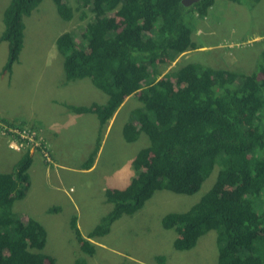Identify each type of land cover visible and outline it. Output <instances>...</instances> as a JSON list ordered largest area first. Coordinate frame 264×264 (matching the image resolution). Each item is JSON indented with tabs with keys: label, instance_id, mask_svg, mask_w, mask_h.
<instances>
[{
	"label": "trees",
	"instance_id": "1",
	"mask_svg": "<svg viewBox=\"0 0 264 264\" xmlns=\"http://www.w3.org/2000/svg\"><path fill=\"white\" fill-rule=\"evenodd\" d=\"M43 1L10 0L5 8L0 36V42L8 44L5 72H11L23 47L24 17ZM51 1L66 21L80 13V24L55 42L65 82L87 79L107 96L102 105L69 100L72 112L93 114L100 125L94 137L86 127L85 135L94 146L82 154L83 170L92 168L101 129L136 93L139 105L120 128L121 137L132 143L146 135L149 141L131 160L134 177L129 184L120 190L105 189V202L112 208L86 233L87 239H82L75 216L70 218L77 242L87 249L89 239L104 236L112 223L136 213L155 190L198 192L217 167L211 188L186 212L162 217V227L178 234L179 251L192 249L200 236L213 230L216 264H264V57L259 74L191 63L157 80L159 61L169 64L198 48L191 40L195 17H206L214 0L189 6L180 0H74L75 5L69 0ZM42 165L51 166L36 149L34 155H21L10 173H0V264H56L43 252L44 227L33 218L24 224L12 209L24 198L31 177L39 181L34 171ZM40 170L48 180L53 173L58 176L53 169ZM39 183L47 186L50 180ZM155 259L165 264L164 256ZM84 263L77 258L72 264Z\"/></svg>",
	"mask_w": 264,
	"mask_h": 264
},
{
	"label": "rangeland",
	"instance_id": "2",
	"mask_svg": "<svg viewBox=\"0 0 264 264\" xmlns=\"http://www.w3.org/2000/svg\"><path fill=\"white\" fill-rule=\"evenodd\" d=\"M69 1L75 5L74 0ZM9 2L0 0V35L2 15ZM214 2L206 17H195L196 26L191 37L196 46L202 48L182 57L181 54L170 64L159 61L157 67L162 75L191 63L244 75L259 74L264 57V0ZM79 15L75 12L73 19L66 22L60 18L53 1L44 0L24 17L22 69H15L12 75L3 71L8 61V44L0 42V130L3 118L15 119L18 123L26 121L31 127L46 129L44 125H51L55 113L69 110V105L62 104L64 100H73L76 105L106 102L107 96L87 79L65 82L63 58L56 50L55 41L80 24ZM79 42L77 38L76 43ZM137 96L136 93L126 98L120 109L110 116L112 122L109 119L101 129L99 148L89 170H83L81 163L82 154L94 146L92 138L87 139L85 135L86 127L91 130V126H85L89 116H74L73 123L69 122L70 126L62 131L56 142L61 168L58 176L55 178L56 173H53L45 186L39 183L48 181L40 169L52 167L43 165L36 169L34 172L40 176L38 183L31 182L24 198L13 204V211L24 224L34 218L44 227L43 252L54 258L56 264H72L77 258H83L84 264H156L157 256H164L165 264L217 262L215 231L200 236L192 249L179 251L175 248L178 234L175 230L164 229L161 224L167 213L186 212L200 200L214 184L217 167L192 195L155 191L136 213L112 223L110 232L89 239L91 246L87 249L77 242L70 228V218L75 216L82 239H87L86 233L112 208L105 202V189L120 190L134 177L131 160L140 149L148 146L149 141L146 135H139L136 141L128 143L121 137L120 128L126 119L129 120L131 110L139 105ZM33 131L30 128V133ZM5 141L0 132V173L4 174L12 171L15 158H18V154L7 149ZM122 172L126 177L117 182ZM50 208L55 211L47 212Z\"/></svg>",
	"mask_w": 264,
	"mask_h": 264
},
{
	"label": "clouds",
	"instance_id": "3",
	"mask_svg": "<svg viewBox=\"0 0 264 264\" xmlns=\"http://www.w3.org/2000/svg\"><path fill=\"white\" fill-rule=\"evenodd\" d=\"M58 14H59V12H58ZM59 16H60V14H59ZM61 19L64 20L63 18H61ZM64 21H66V20H64ZM70 21H66V22H70ZM23 22H24V20H23ZM3 29H4V26H3ZM23 37H24V31H23ZM200 48H202V47H198V48L193 49V50H187L186 52H183L182 55L181 54L180 55L182 57L185 54L189 53L190 51L194 52V51H196V50H198ZM21 60L22 59H21V50H20L18 52V59H17V61L12 65L11 72L7 73V72L4 71V69H3V71L7 75H9V74L12 75L15 69H22ZM213 69H215V68H213ZM170 71H172V70H170ZM21 75L22 74L19 75V78L21 77ZM163 75H162V73H160V75H158V77H157V80H160ZM92 102L95 103V101H92ZM62 104L63 105H70V104L72 105V103L70 101H68V100H64V103H62ZM118 109H120V107L117 108L115 110V112ZM79 114H86L88 116H93V114H88V113H74V112H72L69 109V110H66L64 113H60L59 114L60 118L63 119V121H65V123L63 124V126H62V128L60 129L59 132H57V130L55 128H50V129H47L46 128L45 129V128L40 127V126H37L36 127L34 125H32L33 127H31L30 125H28L30 127H27V126H19V125L16 126V127H5V126L2 125L0 132H1V135H4V133L7 132L9 135L16 136L13 139L5 138V140H6L5 141V144H6L7 149L10 150V151L15 152L16 154H18V158L16 157L15 158L16 159L15 161L19 160V158L21 157V155H23L25 152H29L30 155H34L36 153V149H37V156L40 157V158H42L45 164H51V166H48V167H52L53 171H56L58 173V170H61V168H60V162H58L59 160H58V156L56 154V151H57L56 142L54 140H52V139L55 136H58L59 137V135L62 133V131L65 128H67V127L70 126L69 125V122L73 123L74 116L79 115ZM68 116H71V118L70 119H67ZM93 117H95V116H93ZM109 119L111 121V117ZM99 127H100V125L98 124L96 133L99 131ZM30 128H31V130H34L31 133H30ZM38 133L40 134V136L38 135ZM96 133L93 135V137L96 135ZM17 151H20V152L17 153ZM30 169H34V167L31 166ZM48 182H49V180L45 184H48ZM155 191H158V190H155ZM169 230H172V229H169ZM155 261H156V259H155ZM156 264H157V262H156Z\"/></svg>",
	"mask_w": 264,
	"mask_h": 264
},
{
	"label": "crops",
	"instance_id": "4",
	"mask_svg": "<svg viewBox=\"0 0 264 264\" xmlns=\"http://www.w3.org/2000/svg\"><path fill=\"white\" fill-rule=\"evenodd\" d=\"M188 54V53H187ZM186 55V54H185ZM60 112L58 111V113H55L53 118H52V121H51V125H44L47 129H50V128H55L57 130V132L60 131V129L62 128L63 124L65 123V121H63V119L60 118L59 116ZM112 122V121H111ZM110 122V123H111ZM85 126H91V132L93 133V135L96 133L97 131V127H98V124L96 122V119L95 117L93 116H89V119H88V123L85 124ZM133 159V158H132ZM124 173H120L118 179H117V182L119 180H124V178L126 177V175H123ZM134 175V174H133ZM124 176V177H123ZM33 181H36L38 183V180H34L33 179V176L31 177V182ZM127 185V184H125ZM114 189H119V188H114ZM34 219V218H33Z\"/></svg>",
	"mask_w": 264,
	"mask_h": 264
},
{
	"label": "flooded vegetation",
	"instance_id": "5",
	"mask_svg": "<svg viewBox=\"0 0 264 264\" xmlns=\"http://www.w3.org/2000/svg\"><path fill=\"white\" fill-rule=\"evenodd\" d=\"M2 125L5 126V127H16V126H28V124L26 123V121H21L18 123V121H16L15 119H8V118H3L2 119ZM24 132V131H23ZM5 138H8V139H13L15 138L16 136L14 135H9L7 132L4 133L3 135ZM55 142L58 141V136H55L53 137V139Z\"/></svg>",
	"mask_w": 264,
	"mask_h": 264
},
{
	"label": "water",
	"instance_id": "6",
	"mask_svg": "<svg viewBox=\"0 0 264 264\" xmlns=\"http://www.w3.org/2000/svg\"><path fill=\"white\" fill-rule=\"evenodd\" d=\"M180 1H181V3H182L183 5H185V6H189V5H191V4L195 3V2H197L198 0H180Z\"/></svg>",
	"mask_w": 264,
	"mask_h": 264
}]
</instances>
